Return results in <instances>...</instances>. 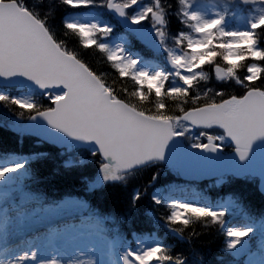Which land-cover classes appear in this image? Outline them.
Returning a JSON list of instances; mask_svg holds the SVG:
<instances>
[{
    "label": "snow or ice",
    "instance_id": "snow-or-ice-1",
    "mask_svg": "<svg viewBox=\"0 0 264 264\" xmlns=\"http://www.w3.org/2000/svg\"><path fill=\"white\" fill-rule=\"evenodd\" d=\"M70 9L102 7L133 27L126 29L129 43L136 40L150 53L147 57L125 55L122 45L110 47L96 36L108 37L113 29L97 23L64 22L62 28L78 37L87 50L94 47L103 54L121 78L134 82L130 93L134 102L119 96L100 73L75 49L66 46L50 25L53 8L41 11L38 4L48 0H0V79L22 77L32 82L47 104H37L0 93V102L27 112L29 120L42 119L46 125L68 138L94 142L96 160L104 185L123 184L137 173L157 166L166 159L169 165L207 154L231 150L243 161L251 146L264 140V0H220V7L209 15L202 11L205 0H60ZM236 5L247 16L246 27H229ZM188 31L168 34L169 17ZM169 40L172 46L169 47ZM163 57L164 66L157 57ZM225 64L221 67L217 60ZM248 61V63H242ZM144 64L146 66H140ZM151 66V68L149 67ZM213 66L218 82H234L240 91H216L207 99L208 91H194L199 80H207L203 66ZM244 67L241 77L237 69ZM170 81V83H167ZM57 93L54 89L61 88ZM202 96L204 97L201 102ZM191 100V104H189ZM168 101L180 108L176 115L167 111ZM151 105L146 108L145 105ZM183 105H188L183 107ZM199 135L192 138V130ZM208 130V131H206ZM24 167L12 163L0 167V182ZM153 173L152 179L156 178ZM147 187V186H145ZM135 188L129 206L134 207L142 195ZM76 202L65 198L61 204ZM83 202V201H81ZM153 203L161 200L153 197ZM166 215L159 216L168 231L192 247L199 233L185 229L195 220L219 224L225 251L234 250L252 229L224 227L226 209L174 200L165 204ZM6 225L0 224V232ZM72 224H52L41 233L47 254L37 258L36 248L22 251L0 264H94L93 259H68V254L85 247L86 237ZM79 245V246H78ZM186 257L172 254V246L155 240L149 246L119 252V264H184ZM111 264L116 261L110 257Z\"/></svg>",
    "mask_w": 264,
    "mask_h": 264
},
{
    "label": "trees",
    "instance_id": "trees-1",
    "mask_svg": "<svg viewBox=\"0 0 264 264\" xmlns=\"http://www.w3.org/2000/svg\"><path fill=\"white\" fill-rule=\"evenodd\" d=\"M30 2H35V0H30ZM167 3L175 4V0H167ZM35 7L41 11L53 8L54 12L50 14L49 23L55 27L58 37L66 42L67 47L80 52L83 59L102 75L119 96L134 102L130 96L134 90V82L128 77H119L103 54L94 47L83 49L79 45L78 37L62 28L63 21L71 22L72 12H82V8H66L60 0H48V4H38ZM103 12L109 22L114 24L115 32H122L112 17L105 11ZM180 29L185 30L173 12L169 17L168 34L174 35ZM96 38L99 41V34ZM131 44H137V41L132 40ZM145 53L150 55L147 51ZM242 63L246 64L248 61ZM217 64L221 67L225 66L224 62L219 59ZM203 71L208 75V79L199 80L194 91L200 93L208 91L207 99H211L216 91L222 89L229 92L240 91L239 86L232 81L218 82L215 79L213 66L205 65ZM237 72L242 77L246 69L241 67L237 69ZM203 100L202 96L201 102ZM32 102L47 104V100L36 94L33 95ZM187 106L183 105V107ZM145 107L150 108L151 105L146 104ZM167 111L176 115L180 114V108L174 101H168ZM0 113L4 117H14L21 122H25L29 115L27 112H22L17 116L20 110L10 104L5 105L3 102H0ZM4 123L5 121L0 120V156L14 155L24 164L22 169L29 180L23 181L21 194L26 198L35 199L38 213H41L42 208L47 205L57 206L65 198L74 197L76 203L84 207L82 214L104 222L105 234L111 239L115 250L124 248L127 244H133L131 241L133 236L139 242L144 239H151L152 242L162 240L164 244L172 246L173 255L179 253L186 257L184 264H237V260L230 251H225L223 248L224 237L219 230V224H205L194 220L184 232L186 237L190 232L199 233L190 248L186 241L171 234L160 220L159 216L166 215L169 211L165 204L173 200L170 191L183 183L170 167L160 164L158 173H156L157 166L149 167L129 179L126 185H104L96 178L98 171L95 167L98 165L88 151L71 149L70 154H73L74 158L66 160L64 157L61 158L62 152L51 145L24 136L22 133L12 132L6 128ZM230 150L231 147L228 146L225 151ZM153 173H156L154 180L152 179ZM209 186L210 183L206 182L192 185L193 192L199 193L201 189L207 188L213 208L225 202L228 197L231 207L235 208L249 224L259 223L264 227V197L257 191L255 179L227 177L217 189L213 185L211 188ZM137 187L143 194L136 201L135 206L130 207V197ZM153 189L161 191L160 205L153 203L151 198Z\"/></svg>",
    "mask_w": 264,
    "mask_h": 264
},
{
    "label": "rangeland",
    "instance_id": "rangeland-1",
    "mask_svg": "<svg viewBox=\"0 0 264 264\" xmlns=\"http://www.w3.org/2000/svg\"><path fill=\"white\" fill-rule=\"evenodd\" d=\"M220 0H205V4L202 8V11L208 12L210 15L211 12L215 8H219ZM105 9L102 7H88L82 8V11H85L87 14L81 17L79 14H73L74 16L71 19V22L77 23H97L100 25L107 24L112 29L113 27L105 22V17L103 16V11ZM231 11L233 15L230 19H228L227 23L229 27H238L244 28L246 27V22L248 16L239 9L236 5L231 7ZM76 12V11H75ZM89 14H94L93 17L88 18ZM138 31L147 30V26H143V28H138ZM184 31H188L186 27H184ZM168 30V29H167ZM171 36V35H170ZM103 41L109 44L110 47H115L116 45H122V50L125 55L133 56V58L137 57V53L129 52L123 49V45L125 44V38L122 36L114 37L112 32L108 37H101ZM172 46V41L169 40V47ZM159 60V64L164 66L163 57L157 58ZM140 66H146L141 64ZM151 68V66H150ZM170 83V81L166 82ZM0 93L5 95H10L8 90H1ZM14 95L13 97L24 99L30 101L33 97V93L24 90V88H18L14 91H11ZM0 120L5 121V125L7 126L10 131L21 133L23 132V122L20 120L12 117L7 118L6 116H2L0 113ZM194 130H192V138L195 139ZM197 133L199 131L195 130ZM68 150H65L60 156L61 158L64 157L67 160L73 159V155L70 154ZM9 155V154H4ZM18 159V158H17ZM14 160H11L9 156H0V167H4L8 164H12ZM95 170L98 171V166L95 167ZM97 175V180L102 181L101 176ZM18 180V181H17ZM25 180H29L25 171L20 169L15 174H10L8 178L4 182H0V224L6 225L4 230L0 233V261L8 260L10 258L15 257L22 251H30L32 248H36L37 250V258H42L41 253L47 254L48 249L45 248V239L41 233H44L48 226L52 224H72L76 227V231L81 232L86 237V245H90L92 247V251H88L85 247L79 248V252L83 253V256H79L76 254L77 250L73 249L68 254V259L75 258L79 259H93L94 264H111L110 257L116 261V264H119V252L123 251L125 247L132 248L135 250L140 245L149 246L152 242L150 239H144L143 242H139L132 238L133 244H127L124 248L121 249H113V245L111 243V239L105 234V228L101 221L96 220L95 218L89 217L88 215L82 214V210L84 207L79 205L76 202L73 203H65V204H58L57 206L47 205L42 208V212L38 213L37 209L35 208V199L32 198H21V204L19 205V201L15 198L21 192L22 183ZM182 184H178L176 187L179 189L177 196L174 200L184 201L189 203H197L202 206L213 207V203L210 201L208 197L205 195L195 197L194 194L191 192L189 188H185L183 191ZM185 187V186H183ZM172 200V201H174ZM17 204L19 206H17ZM218 208L226 209V214L224 217L225 224L224 227H238V228H250L252 231L250 232L249 236L246 237L241 244L237 246L234 250H229L230 253L233 255L234 259L237 260V264H264V227L263 225L256 223L255 225L249 224L244 218H242L239 213L237 214V210L232 207L229 209V206L222 204L218 206ZM216 208V209H218ZM10 227H16L19 230V235L21 237H26L27 235H37L36 237L31 236L30 242L26 245L14 242L10 245L9 250L4 253V247H7L10 244V240L7 239L8 237V230ZM44 230V231H43ZM43 231V232H42ZM39 232H41L39 234ZM40 235V236H39ZM40 237V238H39ZM79 246V245H78ZM24 264H30V262H24Z\"/></svg>",
    "mask_w": 264,
    "mask_h": 264
},
{
    "label": "water",
    "instance_id": "water-1",
    "mask_svg": "<svg viewBox=\"0 0 264 264\" xmlns=\"http://www.w3.org/2000/svg\"><path fill=\"white\" fill-rule=\"evenodd\" d=\"M108 13L114 17L125 31L126 29L137 31L135 27L128 24L127 20L117 18L112 12L108 11ZM21 85L36 91L38 94H42L37 86L22 77H13L7 81L0 79V86L3 87H17ZM54 91L59 93L63 89L61 87L54 89ZM23 129L26 135L48 143L57 149L73 147L75 145L80 149H97L94 142L77 141L66 137L56 130L50 129L40 118L35 120L28 119ZM162 164L169 165L167 159ZM171 166L174 167L179 179L186 182L201 183L225 176H231L234 179H242L249 176L257 180V190L264 196V140L254 142L248 156L243 161L231 151L227 154L222 152L216 154L209 153L206 156L184 160Z\"/></svg>",
    "mask_w": 264,
    "mask_h": 264
},
{
    "label": "bare ground",
    "instance_id": "bare-ground-1",
    "mask_svg": "<svg viewBox=\"0 0 264 264\" xmlns=\"http://www.w3.org/2000/svg\"><path fill=\"white\" fill-rule=\"evenodd\" d=\"M40 233L41 232H39V234ZM7 235H8L7 239L10 240L11 242H10V244L7 247H4V253L9 250L10 245H12L14 242H19V243H22V244L26 245V244H28L30 242L29 240H31V238H32L31 236H34V237L37 236V235H27L26 237H21L19 235V230L16 227H10V229L8 230V234ZM0 236H1V234H0Z\"/></svg>",
    "mask_w": 264,
    "mask_h": 264
}]
</instances>
